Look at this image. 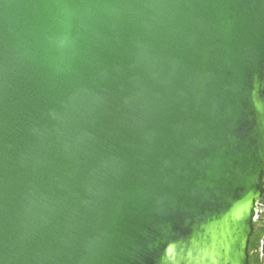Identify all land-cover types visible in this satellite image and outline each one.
I'll use <instances>...</instances> for the list:
<instances>
[{"label": "water", "instance_id": "water-1", "mask_svg": "<svg viewBox=\"0 0 264 264\" xmlns=\"http://www.w3.org/2000/svg\"><path fill=\"white\" fill-rule=\"evenodd\" d=\"M263 191L264 0H0V264H247Z\"/></svg>", "mask_w": 264, "mask_h": 264}, {"label": "trees", "instance_id": "trees-1", "mask_svg": "<svg viewBox=\"0 0 264 264\" xmlns=\"http://www.w3.org/2000/svg\"><path fill=\"white\" fill-rule=\"evenodd\" d=\"M264 191L260 201V214L258 219L252 224V233L248 243V261L247 264H264V256L261 254V245L264 241Z\"/></svg>", "mask_w": 264, "mask_h": 264}, {"label": "rangeland", "instance_id": "rangeland-1", "mask_svg": "<svg viewBox=\"0 0 264 264\" xmlns=\"http://www.w3.org/2000/svg\"><path fill=\"white\" fill-rule=\"evenodd\" d=\"M262 210H264V206H262ZM260 214V213H259Z\"/></svg>", "mask_w": 264, "mask_h": 264}]
</instances>
